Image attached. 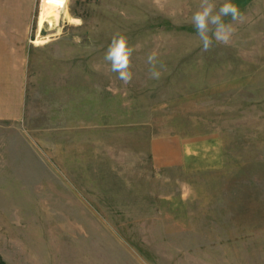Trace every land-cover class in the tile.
<instances>
[{"label":"rangeland","instance_id":"obj_1","mask_svg":"<svg viewBox=\"0 0 264 264\" xmlns=\"http://www.w3.org/2000/svg\"><path fill=\"white\" fill-rule=\"evenodd\" d=\"M233 2L242 19L225 17L235 31L206 53L200 0L37 3L35 19L42 4L61 14L0 71L1 261L260 263L238 239L264 238V0ZM118 34L136 48L127 84L103 59ZM193 144L165 166L170 145Z\"/></svg>","mask_w":264,"mask_h":264},{"label":"crops","instance_id":"obj_2","mask_svg":"<svg viewBox=\"0 0 264 264\" xmlns=\"http://www.w3.org/2000/svg\"><path fill=\"white\" fill-rule=\"evenodd\" d=\"M41 0H0V55L3 57L0 58V71L2 69H16L20 68L21 66L18 65L16 62L14 65L13 61H11V55L21 54L24 55L29 53L33 49H36L39 45L37 44L38 38L41 37L39 32L40 28H43L39 25V17L35 19L34 12L37 7V3ZM34 22L36 29H34ZM22 65V64H21ZM3 75L0 73V78ZM9 87L5 85L0 90V120L1 118L5 119L6 117H10L12 110H8L6 108V99H8ZM11 96V95H10ZM5 102V103H4ZM8 107V106H7ZM12 108V107H11ZM13 116V115H12ZM214 138V137H213ZM149 147L153 156V159H156L155 156V144L154 141H149ZM173 142V141H172ZM207 144L209 141L207 140ZM205 143L200 144L196 143L195 150L202 151V148H205ZM214 149H218L221 153V143H216L215 138L213 140ZM195 144L191 145L188 149V146L179 147L176 146L175 149L172 145L166 149L164 152V162L165 166L172 167L173 166V153L174 150L183 151L184 155L182 157H186L189 154V151H193V147ZM190 152V153H191ZM183 165V162L181 161ZM238 242L240 245L245 246H259L262 248L259 251H262L261 254L256 255L258 256L259 264H264V238L253 239V238H244L239 240ZM249 242V243H247ZM252 252V251H251Z\"/></svg>","mask_w":264,"mask_h":264},{"label":"clouds","instance_id":"obj_3","mask_svg":"<svg viewBox=\"0 0 264 264\" xmlns=\"http://www.w3.org/2000/svg\"><path fill=\"white\" fill-rule=\"evenodd\" d=\"M231 17L232 21L242 19V14L233 0H224L218 7L216 0H200L198 9L192 14L191 23L196 36L201 41L203 53L211 51L213 41L227 44L235 31L231 23H226L224 18ZM79 22V21H78ZM136 48L129 44V38L123 34L114 36L103 57L110 64L111 71L125 84L133 79L132 57ZM155 50L148 53L146 63L149 65V77L159 80L165 69V64L159 60Z\"/></svg>","mask_w":264,"mask_h":264},{"label":"bare ground","instance_id":"obj_4","mask_svg":"<svg viewBox=\"0 0 264 264\" xmlns=\"http://www.w3.org/2000/svg\"><path fill=\"white\" fill-rule=\"evenodd\" d=\"M41 6H42V10L40 11L41 14L39 15L40 16L39 18L40 26L42 25L43 22H46V21H51V22H53L54 20L56 21L57 17H59V15L61 14V12L51 11L47 9L46 6L43 4Z\"/></svg>","mask_w":264,"mask_h":264},{"label":"trees","instance_id":"obj_5","mask_svg":"<svg viewBox=\"0 0 264 264\" xmlns=\"http://www.w3.org/2000/svg\"><path fill=\"white\" fill-rule=\"evenodd\" d=\"M0 264H5L3 261L0 260Z\"/></svg>","mask_w":264,"mask_h":264}]
</instances>
